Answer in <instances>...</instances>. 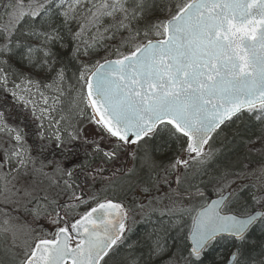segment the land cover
<instances>
[{
    "label": "snow or ice",
    "instance_id": "6c2138e0",
    "mask_svg": "<svg viewBox=\"0 0 264 264\" xmlns=\"http://www.w3.org/2000/svg\"><path fill=\"white\" fill-rule=\"evenodd\" d=\"M0 5V240L10 264H215L222 242L225 264H264V191L245 200L241 183L255 171L208 168L226 129L264 127V0ZM257 143L264 156V134ZM169 176L198 203L137 235L136 216L152 214L149 197Z\"/></svg>",
    "mask_w": 264,
    "mask_h": 264
},
{
    "label": "rangeland",
    "instance_id": "374dc122",
    "mask_svg": "<svg viewBox=\"0 0 264 264\" xmlns=\"http://www.w3.org/2000/svg\"><path fill=\"white\" fill-rule=\"evenodd\" d=\"M2 17V18H1ZM0 17V23H6L7 17L3 15ZM3 24H0L3 26ZM62 107L65 110V114H68L70 108H71V102L70 98L66 99L62 105ZM261 127V126H260ZM264 134V127H261L260 129V135L256 138H254L253 143H248L246 145V148L244 149V154L243 159L241 160L240 164L237 165L238 167H235V169L238 168L237 171L240 169H246L249 172L255 171V174L248 176L244 181L241 183L246 186V190L251 193V197L253 194L255 195H260L262 191H264V175H260L259 169L261 168L262 164H264V156H262L261 149L259 148V144L257 141L261 137V135ZM159 158V157H158ZM134 164H137L138 162H135ZM230 166H236V165H230ZM216 169H219L218 167ZM117 185L119 183H116ZM185 186L187 189V184H180L178 185V193H183L185 191ZM181 188V189H180ZM155 189H153L154 191ZM166 191H163L162 193L159 192L160 195L165 194ZM111 194V193H110ZM116 195L118 197H121L119 194V191L117 190ZM140 199H143V197H139ZM157 201L159 202L158 207L161 209V213H168L169 209L174 208V207H192L194 204L198 203V201L191 200L187 195H171L169 199L165 198L162 199V197H156ZM147 200H144V202ZM251 201V198H250ZM161 218L156 219L155 223L157 225L161 222ZM163 223L167 224L168 219H166ZM154 224V222L152 223ZM150 229V228H148ZM10 243L5 241V240H0V260L4 262V264H10V256L6 255V249L10 248ZM230 250V249H228ZM223 259L218 260L216 264L222 262Z\"/></svg>",
    "mask_w": 264,
    "mask_h": 264
},
{
    "label": "trees",
    "instance_id": "16d2710c",
    "mask_svg": "<svg viewBox=\"0 0 264 264\" xmlns=\"http://www.w3.org/2000/svg\"><path fill=\"white\" fill-rule=\"evenodd\" d=\"M0 5V16L3 15L4 10ZM157 15H163L162 13H157ZM2 18V17H1ZM3 24V23H0ZM2 27V25H0ZM103 55V53H101ZM98 58V57H95ZM71 75V73H70ZM261 127L256 122H250L245 127L242 124L233 125L232 127L225 130L224 136H226V140L223 143L217 142L213 145V149L217 150L216 155L214 156L213 160L210 161L208 168L209 171L216 170L218 167L219 169H223L226 166H231L233 168L238 167L237 165L240 164L241 160L243 159L244 149L249 141L253 140L254 138L260 135ZM238 170V168L236 169ZM243 197L245 200L250 201L251 193L247 190L243 193ZM152 229H148L147 232L152 231ZM259 235V233H257ZM229 246L227 242H222L220 245L217 246V249L210 255L209 261H215V264L218 260L223 259V256L226 254Z\"/></svg>",
    "mask_w": 264,
    "mask_h": 264
},
{
    "label": "flooded vegetation",
    "instance_id": "af4514ba",
    "mask_svg": "<svg viewBox=\"0 0 264 264\" xmlns=\"http://www.w3.org/2000/svg\"><path fill=\"white\" fill-rule=\"evenodd\" d=\"M1 10H2V8H1ZM24 117H25V114L24 113H21L19 119L21 121H23L24 120ZM26 122L28 124L27 131L30 134V133L33 132L34 126L32 125L31 120H27ZM28 138H29V140H31L32 139L31 135H29ZM134 163L135 162H133V161H128L127 162V167H132L134 165ZM106 175L110 176L111 173H107ZM113 180L115 181V183H120L121 177H115V178H113ZM169 181H170V183L163 185L160 188L159 191H157L156 189L154 191H152L151 196L149 197V199L152 200V209L154 210V211H152V214L148 218H144L141 215H137L136 216V223L133 226L136 229V234L137 235L143 236V235H145V233H147L148 228H150V229L153 228L154 229L157 226V223H155L156 219L161 218L162 219L161 221H163V222L166 219H168V216L167 215H161V209L158 207L160 201H157L156 200V197L158 198L160 196V197H162V199H165V198L169 199L171 195H174V196L180 195L178 193V191H177L178 188H179L178 187V184H176L173 181L172 176H169ZM105 183H107V181ZM185 189H186V186H185ZM163 191H166L165 194L160 195L159 192L162 193ZM119 198L120 199H124L123 196H121ZM132 200H133V197L129 193L128 194V198H127V202L130 204L132 202ZM148 202H149L148 200L145 201L146 204ZM146 211H148V209H146ZM19 222L20 223H23L22 220L19 221ZM153 222H154V224H152ZM225 260L226 259H223V261L220 262V263H218V264L224 263Z\"/></svg>",
    "mask_w": 264,
    "mask_h": 264
},
{
    "label": "bare ground",
    "instance_id": "6f19581e",
    "mask_svg": "<svg viewBox=\"0 0 264 264\" xmlns=\"http://www.w3.org/2000/svg\"><path fill=\"white\" fill-rule=\"evenodd\" d=\"M228 252H229V250H227L226 254L223 256V259H226L227 258Z\"/></svg>",
    "mask_w": 264,
    "mask_h": 264
},
{
    "label": "water",
    "instance_id": "95a60500",
    "mask_svg": "<svg viewBox=\"0 0 264 264\" xmlns=\"http://www.w3.org/2000/svg\"><path fill=\"white\" fill-rule=\"evenodd\" d=\"M213 198H216V197H213ZM224 264H225V262H224Z\"/></svg>",
    "mask_w": 264,
    "mask_h": 264
}]
</instances>
